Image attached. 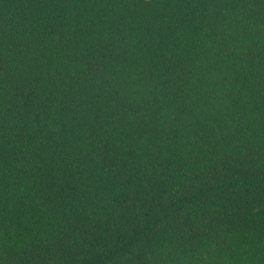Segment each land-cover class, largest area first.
I'll list each match as a JSON object with an SVG mask.
<instances>
[{"label": "trees", "instance_id": "trees-1", "mask_svg": "<svg viewBox=\"0 0 264 264\" xmlns=\"http://www.w3.org/2000/svg\"><path fill=\"white\" fill-rule=\"evenodd\" d=\"M0 264H264V0H0Z\"/></svg>", "mask_w": 264, "mask_h": 264}]
</instances>
